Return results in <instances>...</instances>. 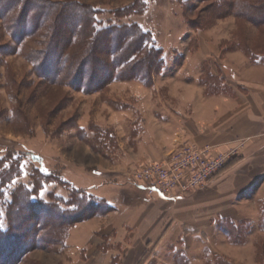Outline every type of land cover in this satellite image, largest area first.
<instances>
[{
  "label": "rangeland",
  "instance_id": "374dc122",
  "mask_svg": "<svg viewBox=\"0 0 264 264\" xmlns=\"http://www.w3.org/2000/svg\"><path fill=\"white\" fill-rule=\"evenodd\" d=\"M45 1L89 5L102 27L139 26L147 34L145 50H159L150 58L137 53L148 76L116 72L105 80L106 70L91 62L78 79L70 74L77 66L58 76L60 46L47 51L56 11L43 14L36 6ZM229 2L0 0V172L10 166L19 172L3 189L0 229L9 226L7 206L20 188L66 212L76 211L73 202L81 198L94 205L84 220L59 231L54 244L33 245L16 264H264V131L243 157L240 149L224 151L189 131L206 115L204 99L247 93L245 69L264 64L242 48L264 54V26L236 17ZM73 10L75 17L59 19L61 28L82 19ZM189 142L232 155L206 186L180 196L138 188L141 165L168 160ZM22 211L16 221L27 214Z\"/></svg>",
  "mask_w": 264,
  "mask_h": 264
},
{
  "label": "trees",
  "instance_id": "16d2710c",
  "mask_svg": "<svg viewBox=\"0 0 264 264\" xmlns=\"http://www.w3.org/2000/svg\"><path fill=\"white\" fill-rule=\"evenodd\" d=\"M229 1L231 11L235 13L234 15L236 17L250 21L258 27L264 26V0H256V2L250 3L249 5H244V3L238 0ZM36 6L40 13L43 14H48V10L56 11V15L54 16L55 28L52 31L51 40L48 42L47 51L52 52L54 48L60 46V50L57 53L59 66L56 73L58 76L65 75L64 72L67 70V66H73L72 69L77 66L78 70L74 74L72 72L70 74L73 75V78L78 79L80 78L79 75L83 74L82 72L87 62L95 63L98 66L99 69L88 65L87 67L89 68L90 66L92 72H97L96 69L101 70V68L106 70L104 71L105 80H110L115 77L116 72L134 73L133 77L137 78L148 76V72H142L145 57L139 58L137 55V53L145 50L146 45L143 46V43L147 39V34L139 26L133 25L128 27L110 24L102 27L96 18V14H94V11L89 5L78 4L76 2L49 3L45 1L44 3L36 4ZM73 9H77L78 12L82 13V19L79 21L76 20L75 25L70 24L66 29L61 28L58 25L59 19L64 18L67 14L75 17L76 14ZM214 10H219L218 6ZM8 12L9 9L6 8L4 10L5 15ZM35 12L37 13V10L32 12L27 11V15L30 16V13L34 14ZM22 13L24 14L26 11H22ZM47 14L45 16L46 18L49 17ZM255 15L263 17L260 19L254 18ZM45 17L42 18L43 21L46 20ZM57 30H62L64 36L58 38ZM103 46L116 47L108 49ZM242 48L246 52V55L251 58L252 62L257 63L260 60L264 63V54L255 52L250 46H243ZM149 50H145L149 53V58L159 51H156L154 48ZM73 57L79 59V61L77 63H74L73 60L70 62L69 59ZM101 79L104 81L103 76ZM16 171H18L17 168L15 169L10 166L9 168L4 167L1 171L2 173L0 172V198L3 195L5 186L19 175V172ZM32 195V192L25 188H20V190H16L12 194V201L7 206L6 213L9 226L6 230L0 229V264H16L23 259L26 252L33 245L39 247L38 244L42 242L44 244L43 246L54 244L55 238H58L59 231L64 229L66 232L76 221L84 220L86 218V212L94 208V205L89 200H86L87 198H81L73 202L76 211L66 212L67 210L64 211L59 206L36 202L32 200ZM20 197L24 199V203L18 201ZM17 209L20 211L26 209L27 211V214L20 221H16ZM72 213L75 214L76 218H69L70 215L68 216L67 214ZM53 216L59 219L57 223L50 221V217ZM60 225L63 226L60 227ZM63 239L64 237L61 243ZM14 242V246L8 245Z\"/></svg>",
  "mask_w": 264,
  "mask_h": 264
},
{
  "label": "crops",
  "instance_id": "0c3cea01",
  "mask_svg": "<svg viewBox=\"0 0 264 264\" xmlns=\"http://www.w3.org/2000/svg\"><path fill=\"white\" fill-rule=\"evenodd\" d=\"M245 70L248 73L249 80L256 85L251 84L249 81L240 80L248 85V88L246 87L247 93L238 92L233 98L225 95H215L204 99L201 106L204 108L206 115L198 118V122H200L198 129L194 128L192 122L189 129L190 136H193L192 139L219 143L224 151L240 149L239 155L242 157L241 153L244 150L245 153L246 151L249 153V150L252 149L256 150L254 145L262 139L260 137L263 136L262 132L264 131V64H251L250 66L248 64ZM251 85L261 89V91L256 92ZM252 98L253 101H251ZM255 108L258 111L261 110L259 114L255 113ZM240 138H245L248 142L246 144L239 142ZM241 156L238 158H241ZM247 159L246 156L245 160ZM138 188L145 191L140 184H138ZM230 216L234 219L238 218V214L234 216L230 213Z\"/></svg>",
  "mask_w": 264,
  "mask_h": 264
},
{
  "label": "built area",
  "instance_id": "2783aa9c",
  "mask_svg": "<svg viewBox=\"0 0 264 264\" xmlns=\"http://www.w3.org/2000/svg\"><path fill=\"white\" fill-rule=\"evenodd\" d=\"M229 155L189 142L175 149L168 160L141 165L135 171V181L160 197L180 196L206 186L225 167Z\"/></svg>",
  "mask_w": 264,
  "mask_h": 264
}]
</instances>
